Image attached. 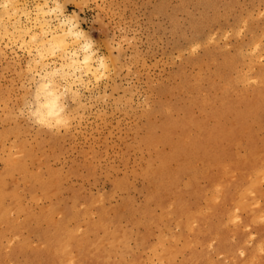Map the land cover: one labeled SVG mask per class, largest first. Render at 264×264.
I'll use <instances>...</instances> for the list:
<instances>
[{
	"label": "rangeland",
	"instance_id": "1",
	"mask_svg": "<svg viewBox=\"0 0 264 264\" xmlns=\"http://www.w3.org/2000/svg\"><path fill=\"white\" fill-rule=\"evenodd\" d=\"M26 1L28 9L33 11L32 7L37 4L47 3L52 7L55 0ZM58 1L66 18L76 19L79 29L94 44L96 58H103L107 68L100 70L97 78L83 76L84 85L72 87L78 93L74 97L73 91L68 93L64 89L65 82L55 78L62 103L66 102L68 123L52 130L41 128L20 115V109L31 100L39 81V74L32 69L35 53L30 54L28 48L7 39L0 40V191L3 193L0 208L7 211L8 220L20 226L12 233L7 229L9 224L2 220L3 248L8 250L25 240L31 241L32 247L41 244L40 231H35L31 215L39 218L50 212L57 222L70 211L86 209L95 223H103L101 212L104 211L108 226L104 228L106 234L98 232L87 239L90 241L99 235V241L114 249L121 264H134L137 259L142 264H167L163 250L170 243L166 241L165 246H160L159 236L173 237L182 246L183 240L179 237L183 230L173 221L157 226L147 223L149 235L142 239L145 230L141 222L162 214V209L148 200L154 185L146 178V172L157 156L147 146L149 130L160 134L169 119L182 118L188 108L198 121L207 116L209 125L217 121L228 126L233 123L232 115L225 116L228 124L222 121L224 117L216 118L224 97L227 95L230 103L236 98L235 93L226 94L235 72L227 68L218 71V67L225 60L242 57L244 63L238 65L237 71L247 74L249 81L259 77L264 80V51L250 63L251 37L264 45V0ZM59 63L50 65L59 67ZM253 82L239 85L237 90L249 91ZM204 97L211 99V107H202ZM192 100L196 101L194 105ZM246 100L253 103L248 96ZM254 127L256 136L264 141V121L260 128ZM174 132L177 140L181 132L177 127ZM170 149L168 144L157 146L158 154L166 155ZM247 151L243 144L229 149V154L246 157ZM14 154L17 159L12 158ZM200 164L197 161L195 168L182 177L179 187L183 188L195 177L199 190L208 187V196L218 197L214 204L217 212L228 211L229 205H222L221 197L236 191L234 182L240 178L239 172L229 171L221 176L218 183L225 188L220 187V192L214 193L216 186L211 179L202 178ZM171 166L175 170L178 164L174 162ZM210 172L216 174V166ZM258 189L263 194L255 198L248 211L221 215L228 242L236 249L226 254L216 250L215 241H209L206 250L210 259L205 264H234L254 248L264 227V219L260 222L261 212L264 213V178ZM164 198L174 200L175 194ZM183 200L192 206L200 202L196 196L186 193ZM250 215L256 217L255 222L260 219L247 226ZM114 217L119 218L118 225L114 224ZM44 223L39 224L41 230L47 227ZM87 224V217H79L69 220L68 226L82 233ZM202 249L198 246V253ZM17 259L25 261L23 255ZM185 260L186 254H180L175 264H196Z\"/></svg>",
	"mask_w": 264,
	"mask_h": 264
},
{
	"label": "bare ground",
	"instance_id": "2",
	"mask_svg": "<svg viewBox=\"0 0 264 264\" xmlns=\"http://www.w3.org/2000/svg\"><path fill=\"white\" fill-rule=\"evenodd\" d=\"M59 2L60 1L55 0L54 6L52 7L47 3L37 4L35 7H32L34 8L32 9L33 11H30L26 0H0V40L7 39L10 43L20 44L21 47L28 48L30 54L33 52L35 53V58L33 60L34 68L31 67L39 74H37L39 76V81L35 93H38L44 99L45 103L51 105H55L58 101L62 103L61 90L59 92V84L55 78L63 80L65 82L64 89L68 91V93H72V87L74 85H84L83 76L87 77L91 75L97 78L99 71L107 68V64L103 58H96L94 44L79 29L76 19L74 17L66 18ZM5 4L7 7H5ZM250 31L251 29H249V32ZM200 34L202 35V32H200ZM199 38L195 39L198 40ZM256 41L257 39L252 36L251 42L253 44V50L250 63H252L254 59L257 60L260 53L264 51V45ZM197 46H199V44ZM85 47H87V51L84 50ZM194 48L196 49L197 47ZM190 50L192 51V49ZM241 59L242 57H240V59L225 60L224 63L218 67V71L222 68H227L235 72L234 80L231 84H228L226 94L235 93L236 98L231 103L227 95L224 97V101L221 98L222 100H220L223 101V103L220 108H218L219 112H216V118L219 117L221 119L224 117L222 121L225 120L226 115H232L233 123L231 124V121L230 126H228L229 124L226 121L224 122L228 125H225V123L222 124L223 122L219 121H217L216 124L213 123L209 125L207 116L201 121H198L190 114L191 110L188 108L184 112L182 118L169 119L162 127L160 134H157L152 129L149 130L150 134L147 146L150 149H154L156 151L155 155L157 156L149 164L146 172V178L154 185L152 186V191L148 200L155 202L156 205L162 209V214L159 217L151 216L144 223L141 222L145 230L142 239L145 240L149 235L147 223L155 226L163 222L168 223L169 221L176 223V225L183 230L179 237V239L183 240L182 246H179L177 239L173 240V237H171L172 239H168L165 235H162L159 236L160 238L158 239V244L160 246H165L166 241L170 243L168 248L163 250L167 264H175L176 257L183 253L186 254V262L190 261L196 264H205L210 259L206 250V244L209 241L216 242V250L231 254L236 247L231 246L228 242L226 224L222 223L221 215H230L236 211H248L249 208H252L250 206L255 198L263 194L259 191L258 186L264 178V141L256 136L257 133L254 126L260 128L264 121V80L259 77L256 78L254 82L249 81L250 79L247 74L241 71L238 72V65L244 63ZM51 62H60L59 67L53 66L54 68H52L50 65ZM183 81L185 82V80ZM250 82H253L254 85L250 86L249 91L237 90L239 85H245ZM76 94L78 93H74L73 97L77 96ZM247 96L253 103L246 100ZM195 103L196 101H191V105ZM242 103L244 104V107L242 106L243 108L240 106ZM210 104L211 99L209 100L208 97L202 98V107L209 106ZM240 107L242 109H240ZM64 116L68 121L69 115L64 113ZM212 116H215V114ZM174 127H177L181 132L177 140H174ZM159 143L168 144L171 148L169 151L170 153L166 155L158 154L159 151L157 150V146ZM243 144L246 145L249 151V154L245 155L246 157H241V154L239 156V154L233 152L229 154V149L231 150V148H235V146L241 147ZM14 157L17 159V155H12V158ZM11 161L13 160L11 159ZM197 161L202 164V178L206 177L211 179L215 184L214 193L218 192V189L221 187L218 183V179L221 176L229 171L234 173L239 172L240 178L234 182L236 191L233 194L225 193L224 196L221 197L220 202H222V205H229L228 211L222 213L217 212L214 204L217 203L218 197L208 196V187L202 188L201 190L203 191L199 190L196 186L195 177H191L190 182L184 185L183 188L179 187L182 182V177L189 174L191 170L195 168V163ZM174 162L178 164L175 170L171 166ZM212 166H216V174H211L210 170ZM10 174L12 175V173ZM3 176L2 178H4ZM57 176H59V174ZM24 178L25 177H23V179ZM38 178L40 179V177ZM27 182L30 181L27 180ZM231 184L232 183L229 185ZM225 186L227 187V185ZM221 188L224 189L225 187L223 186ZM45 192H47V190H45ZM184 193L196 196L200 202L194 206L189 205L183 200ZM171 194H175L174 200L164 198ZM1 199H3V193L0 191V204L2 203ZM3 208H0L2 210L0 223L5 221L9 224L7 229L15 233L20 228L19 223L17 225L14 221L8 220V213ZM263 214L261 212L262 219L260 222L264 219ZM42 215H40V217ZM101 215L103 217V221L101 222L103 223H95L92 221L90 213L86 209L85 211H70L65 214L63 219L57 222L53 221L54 219L51 218L50 212L44 213L41 218H36L37 216L31 215V218L36 224L35 231H40L39 239L41 244L38 245V247H36L37 245L32 247L30 244L31 241L25 240L16 246L13 245L7 250L3 248V241L0 239V264H5L7 260L8 264H121L120 261L116 259L114 249L105 247L103 241H99L97 238L99 235H96L97 237H94L93 240L89 241L87 239L91 234L95 236L98 232L105 233L104 228L107 226L105 212L102 211ZM79 217H87L88 222L86 229L82 233L68 226L69 220H75ZM255 218L256 217L250 215V221L247 226L257 223L260 219L259 218L257 222H255ZM40 222H45L47 227L41 230L39 228ZM113 222L118 225L119 218L114 217ZM21 227L28 228L26 225H21ZM110 227L112 226L110 225L109 228ZM116 231L117 230L113 233ZM260 234L261 238L255 243L256 245L254 248L245 254L247 255L245 258L236 260L234 264H253L254 262H257V264L258 262L264 264V227L261 228ZM3 236L4 234L0 231V238ZM241 243L242 239L239 241V245ZM198 246L203 248L201 253L197 251ZM20 255L25 257L24 262L18 261L17 256ZM230 258V260H233L232 257ZM149 261H151V259ZM134 264L142 263L137 259L134 260Z\"/></svg>",
	"mask_w": 264,
	"mask_h": 264
},
{
	"label": "clouds",
	"instance_id": "3",
	"mask_svg": "<svg viewBox=\"0 0 264 264\" xmlns=\"http://www.w3.org/2000/svg\"><path fill=\"white\" fill-rule=\"evenodd\" d=\"M5 7H7L6 4ZM84 50L87 51V47ZM65 111L66 102L61 103L58 101L55 105L47 104L38 93H34L31 100L27 101L20 109V115L29 119L38 127L52 130L67 126L68 121L64 116Z\"/></svg>",
	"mask_w": 264,
	"mask_h": 264
}]
</instances>
